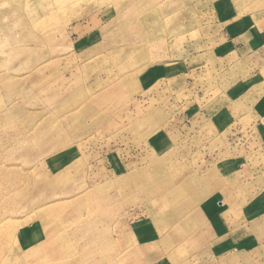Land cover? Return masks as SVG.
<instances>
[{
	"label": "rangeland",
	"instance_id": "obj_1",
	"mask_svg": "<svg viewBox=\"0 0 264 264\" xmlns=\"http://www.w3.org/2000/svg\"><path fill=\"white\" fill-rule=\"evenodd\" d=\"M0 264H264V0H0Z\"/></svg>",
	"mask_w": 264,
	"mask_h": 264
},
{
	"label": "crops",
	"instance_id": "obj_2",
	"mask_svg": "<svg viewBox=\"0 0 264 264\" xmlns=\"http://www.w3.org/2000/svg\"><path fill=\"white\" fill-rule=\"evenodd\" d=\"M239 38L237 37V36H233V37H231V42L233 43L232 45H234V48H236V49H239L240 47V45H239V43H238V40ZM223 203V202H222ZM221 204V201H219V205ZM230 220L231 219H226V223L228 224V225H230ZM223 221L224 220H221L217 225H218V230H219V233L221 232V234L223 235L224 234V230H225V226H224V223H223Z\"/></svg>",
	"mask_w": 264,
	"mask_h": 264
}]
</instances>
